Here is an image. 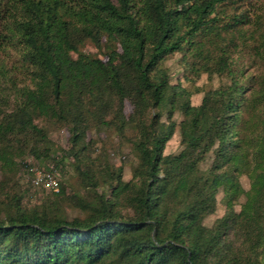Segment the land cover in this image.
Returning a JSON list of instances; mask_svg holds the SVG:
<instances>
[{
	"label": "trees",
	"instance_id": "trees-1",
	"mask_svg": "<svg viewBox=\"0 0 264 264\" xmlns=\"http://www.w3.org/2000/svg\"><path fill=\"white\" fill-rule=\"evenodd\" d=\"M234 2L0 0V53L16 47L33 69L32 85L15 90L7 111L0 87L2 168L14 166L16 148L50 158L36 119L67 127L77 161L85 148L74 147L92 127L123 137L130 125L138 159L129 181L121 167L78 172L90 194L68 199L83 216L59 207L61 185L50 205L26 209L19 194L0 202L10 207L0 215V264H264V31L249 36H257L250 50L261 70L246 81L233 70L230 36L245 43L249 20L227 15ZM84 41L116 51L102 60L80 51ZM174 54L193 75L228 83L192 106L163 66ZM176 127L181 149L164 154ZM254 171L249 189L237 191L239 177ZM103 185L109 197L98 193ZM220 193L225 213L207 227Z\"/></svg>",
	"mask_w": 264,
	"mask_h": 264
},
{
	"label": "rangeland",
	"instance_id": "rangeland-1",
	"mask_svg": "<svg viewBox=\"0 0 264 264\" xmlns=\"http://www.w3.org/2000/svg\"><path fill=\"white\" fill-rule=\"evenodd\" d=\"M227 15L243 13L249 20V24L242 27L248 36L245 43L240 44L238 37H233V45L230 47L231 61L233 62V70H244V77L249 78L256 75L261 70V64L253 57L250 47L255 44L256 37L250 39L249 36L257 28L264 31V0H238L228 5L225 8ZM255 38V39H254ZM80 51L86 54H91L102 60H106V55H113L116 50L107 49L106 46L102 51L92 46L89 41H84L80 46ZM75 58V55H73ZM163 66L167 68L171 74V84L180 85L190 93V103L192 106H198L203 95L209 91L216 89L228 83L225 77L216 75L209 76L201 73L193 75L181 63V56L174 54L168 57ZM0 68L3 72L0 79V87L2 89V97L5 103L3 109H7L12 105L13 94L16 89L22 87H30L32 85V67L26 61L20 58L16 47H8L6 51L0 53ZM9 106V107H8ZM8 107V108H7ZM131 108L126 106L125 115L130 119ZM173 120L179 123L182 117L175 113ZM161 121H165L162 117ZM36 123L43 127L49 140L52 142V155L48 159L37 160L30 153L28 147L16 148L12 151V160L14 166L10 169L2 168L0 164V202H4L8 197L19 194L22 198V206L26 209L37 207L40 205H50L55 202L54 193L59 191L60 185L64 188L65 194L59 200V207L63 208L69 217L83 216L74 201L70 200L71 196L85 197L90 194V187L81 179L78 172L89 168L95 173H99L103 167L116 169L122 168V178L124 181H129L132 178L133 168L138 164L136 152L132 141H135L136 132L129 125L125 131V135L119 136L113 129L108 128H91L87 133L84 145H76L74 153L85 148L83 153L79 154V160L69 151L70 135L67 127L61 124L36 119ZM180 136L176 127L172 138L164 146V154H176L180 151L179 144ZM15 147V145H14ZM74 158V159H73ZM32 169L38 171H54L58 182V191L36 188L31 184ZM257 172H252L250 175L240 176L238 179L239 187L237 191L243 189L247 191L250 186L249 177L256 176ZM98 193L105 192L109 197V189L106 186L97 188ZM222 194L216 197L215 212L203 221L207 227L221 218L225 213V207L222 203ZM244 202L242 197L234 210L236 213L240 210V205ZM1 207V206H0ZM7 212L10 207L3 205L1 211ZM234 239V238H233ZM238 246V243L235 245Z\"/></svg>",
	"mask_w": 264,
	"mask_h": 264
},
{
	"label": "built area",
	"instance_id": "built-area-1",
	"mask_svg": "<svg viewBox=\"0 0 264 264\" xmlns=\"http://www.w3.org/2000/svg\"><path fill=\"white\" fill-rule=\"evenodd\" d=\"M31 184L36 188H43L52 191H58V182L54 171H38L32 169L31 171Z\"/></svg>",
	"mask_w": 264,
	"mask_h": 264
}]
</instances>
